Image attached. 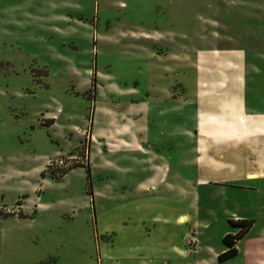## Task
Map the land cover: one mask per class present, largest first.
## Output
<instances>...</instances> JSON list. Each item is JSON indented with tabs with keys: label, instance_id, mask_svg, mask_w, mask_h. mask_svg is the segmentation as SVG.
<instances>
[{
	"label": "rangeland",
	"instance_id": "1",
	"mask_svg": "<svg viewBox=\"0 0 264 264\" xmlns=\"http://www.w3.org/2000/svg\"><path fill=\"white\" fill-rule=\"evenodd\" d=\"M224 76H241L242 85ZM202 80L220 94L257 92L264 105V0H0V264H178L159 254L149 221L150 236L138 233V217L156 207L143 202L144 172L122 141L176 115L189 125L183 108L157 110L185 105V86ZM199 193L207 224L193 231L212 249L223 246L224 211L254 223L237 255L218 262L200 254L207 264H264V240L254 241L264 228V185L215 182ZM122 198L132 233L97 260L92 225L106 200Z\"/></svg>",
	"mask_w": 264,
	"mask_h": 264
},
{
	"label": "crops",
	"instance_id": "2",
	"mask_svg": "<svg viewBox=\"0 0 264 264\" xmlns=\"http://www.w3.org/2000/svg\"><path fill=\"white\" fill-rule=\"evenodd\" d=\"M60 19L64 22L66 16L60 15ZM193 57L191 46L189 61L192 69ZM192 78L193 81V74ZM224 79H228L226 83L232 80L234 87L235 83L242 85L241 76L239 78L224 76ZM200 83L201 86L198 88L194 82L191 87L188 84L185 86L183 97L185 105L161 106L157 110L162 114L165 110L183 108L186 111V120H190L189 125L184 127L179 125L176 115L161 123L152 121L153 123L142 124L140 128L142 135L129 141H122L123 147L136 155L134 159L141 165V172H144L143 178L137 182V190L140 191L141 197L146 196L143 202L156 207L152 214L138 217L139 225H135L142 230L138 233L144 240L150 236L151 230L148 231L145 225L146 221H149V226L155 230L154 239L158 244L156 249L159 254L170 255L178 264H207V259L200 255L202 253H210L212 259L217 261V254L225 249L224 245L218 250L212 249L201 239L202 234L199 231H193L195 227L207 224L199 208L201 202L205 203L201 200L203 198L199 193L200 187H208L215 182L216 186L221 187L246 185L256 188L257 184L264 185V105L259 106L257 92L247 91L251 96L246 99L237 92L232 94L231 91L227 93L223 91V94H220L215 87H208L204 80ZM211 95L213 99L208 100ZM163 126H167L168 132L162 128ZM85 129L86 127L82 128L84 131ZM91 138L97 139L92 129ZM162 144L164 145L159 151L157 146ZM108 146L109 144L107 148ZM177 150H181L182 154L178 160L171 162V153ZM127 203L129 202L123 198L119 202L106 200L104 206L107 209L104 211L105 208H100L96 230H93L92 225L91 234L95 252L96 247L100 252L97 253V260L99 255L105 260L110 259L111 248L119 234L123 238H129L132 233L129 223L133 218L126 213L129 206ZM90 205L91 202L86 204ZM115 209H118V212H115ZM222 214L226 223L229 219L247 218L232 210L224 211ZM253 225L254 223L242 238L253 229ZM228 226L221 231L220 238L226 233L234 232L232 228L237 230V227L230 223ZM108 234H111L109 240H101L99 245L96 237L105 238ZM262 240L264 228L261 234H256L254 238L256 244ZM191 241L192 244H188ZM133 249L139 250V244ZM195 254L200 257L191 260V255ZM55 261L56 258L53 257H40L35 258L32 264Z\"/></svg>",
	"mask_w": 264,
	"mask_h": 264
},
{
	"label": "trees",
	"instance_id": "3",
	"mask_svg": "<svg viewBox=\"0 0 264 264\" xmlns=\"http://www.w3.org/2000/svg\"><path fill=\"white\" fill-rule=\"evenodd\" d=\"M89 126H90L89 129H91V121ZM59 172L60 173L58 176H57L58 173L52 172L51 177L59 178L62 175H64L65 174L64 168H62ZM86 173L89 174V169L87 168H86ZM40 176L44 177L43 171L40 172ZM87 194L92 197V193L90 191H88ZM16 204H20V201H17ZM228 222L230 223V225L237 227V230L234 234L226 233L222 236L221 240L223 245L225 246V249L217 254L218 262H222L228 258H232L237 254L236 242L246 234V232L251 228L253 224V220L247 218L236 219V220L229 219Z\"/></svg>",
	"mask_w": 264,
	"mask_h": 264
}]
</instances>
